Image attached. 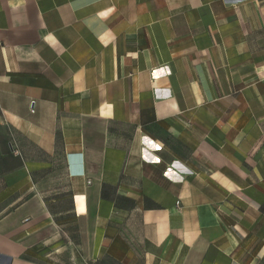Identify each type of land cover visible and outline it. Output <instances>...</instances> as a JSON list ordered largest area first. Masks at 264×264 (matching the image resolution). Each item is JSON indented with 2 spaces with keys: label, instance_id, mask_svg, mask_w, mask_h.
<instances>
[{
  "label": "crops",
  "instance_id": "1",
  "mask_svg": "<svg viewBox=\"0 0 264 264\" xmlns=\"http://www.w3.org/2000/svg\"><path fill=\"white\" fill-rule=\"evenodd\" d=\"M0 264H264V0H0Z\"/></svg>",
  "mask_w": 264,
  "mask_h": 264
}]
</instances>
